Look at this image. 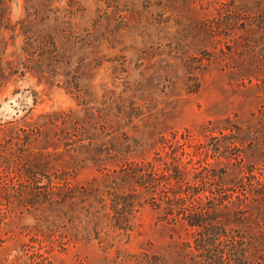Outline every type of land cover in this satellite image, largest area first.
Returning <instances> with one entry per match:
<instances>
[{"label": "rangeland", "instance_id": "374dc122", "mask_svg": "<svg viewBox=\"0 0 264 264\" xmlns=\"http://www.w3.org/2000/svg\"><path fill=\"white\" fill-rule=\"evenodd\" d=\"M0 264H264V0H0Z\"/></svg>", "mask_w": 264, "mask_h": 264}]
</instances>
